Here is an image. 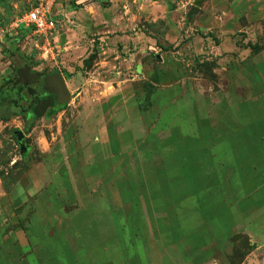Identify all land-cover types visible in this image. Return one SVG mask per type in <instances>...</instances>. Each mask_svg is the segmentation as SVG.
Returning <instances> with one entry per match:
<instances>
[{
  "label": "rangeland",
  "instance_id": "374dc122",
  "mask_svg": "<svg viewBox=\"0 0 264 264\" xmlns=\"http://www.w3.org/2000/svg\"><path fill=\"white\" fill-rule=\"evenodd\" d=\"M40 1L0 0V264L26 239L60 264H264V0H57L52 51L23 52ZM92 2L144 34L124 67ZM21 63L70 93L44 87L30 128Z\"/></svg>",
  "mask_w": 264,
  "mask_h": 264
},
{
  "label": "crops",
  "instance_id": "0c3cea01",
  "mask_svg": "<svg viewBox=\"0 0 264 264\" xmlns=\"http://www.w3.org/2000/svg\"><path fill=\"white\" fill-rule=\"evenodd\" d=\"M86 9H93L95 13L98 14L97 18H95L97 22L94 25H96L95 27H98V25L101 23L100 24L101 29L100 30L98 29V32L99 33L101 32L102 34L106 35L105 37L100 38V39H102L104 43H107V42L112 43L111 48H112L113 53H115L114 60L118 61L119 64H121V66L124 67L125 63L123 62V54L129 53V51L132 49V46L130 44L135 43L136 41L142 40V36L144 34L137 32L134 29V27L131 24L127 23L126 21L125 22L119 21L115 15L116 9L114 5L110 7H105L104 9H101L102 11H99V5L96 2H92L90 3L89 7H86ZM85 19L86 18H84L83 21H85ZM131 29L134 31H132ZM121 47H122V50L119 51ZM135 55L136 54H133L131 56L134 57ZM138 69L140 70V72H142L140 73L142 74V76L147 75L146 67H145L146 69L145 71H144V67H143V70L142 68H139V67ZM146 78L147 77H145L144 79ZM33 245H36V243L31 245V243L28 242L27 239L24 240V243L20 244V247H18L17 250H19V248H21L22 250L23 247L25 248L29 247V251L27 253L22 251V253L20 254V258H16L15 262H19V264H60L59 263L60 260L58 261L56 260V258H52L51 256H48L49 258H47L45 254L42 256V258L37 257V258H28V259L23 260V258H25L24 255L26 256L32 255L30 257H33V256L40 254L38 251L41 247L33 246ZM74 250H77V249L74 248ZM75 259L76 261L72 263L69 262L68 264H80L81 260L79 258H75ZM8 260L12 261L11 258H7V261Z\"/></svg>",
  "mask_w": 264,
  "mask_h": 264
},
{
  "label": "built area",
  "instance_id": "2783aa9c",
  "mask_svg": "<svg viewBox=\"0 0 264 264\" xmlns=\"http://www.w3.org/2000/svg\"><path fill=\"white\" fill-rule=\"evenodd\" d=\"M57 0H41L39 4L33 6L20 20L17 28H22L26 32L17 39V45L21 51L26 52L29 48H41L48 52L51 50V40L57 32L58 20L54 14Z\"/></svg>",
  "mask_w": 264,
  "mask_h": 264
},
{
  "label": "flooded vegetation",
  "instance_id": "af4514ba",
  "mask_svg": "<svg viewBox=\"0 0 264 264\" xmlns=\"http://www.w3.org/2000/svg\"><path fill=\"white\" fill-rule=\"evenodd\" d=\"M15 61H17L16 58ZM13 73H15L13 82L14 79L17 78H18L16 80L17 82L24 80L23 82H25L26 87L23 86V91L19 95L18 100L15 101L13 107L12 106L9 107L11 109L16 108V110H19L20 112L26 114L27 119L32 118L33 113L30 110L25 109V105L32 104L36 98H40L43 94H46L44 92L46 77L53 76L59 73H53L51 75H43L38 73L36 74V72L33 69H31L29 65L23 63H21L18 67H14ZM20 84L22 85V83ZM11 109L8 108L4 111L6 118L10 117Z\"/></svg>",
  "mask_w": 264,
  "mask_h": 264
},
{
  "label": "water",
  "instance_id": "95a60500",
  "mask_svg": "<svg viewBox=\"0 0 264 264\" xmlns=\"http://www.w3.org/2000/svg\"><path fill=\"white\" fill-rule=\"evenodd\" d=\"M45 91L56 94L59 97V103H63L64 101L70 99V93L62 75L60 74L46 77ZM21 137H23V134H21Z\"/></svg>",
  "mask_w": 264,
  "mask_h": 264
},
{
  "label": "trees",
  "instance_id": "16d2710c",
  "mask_svg": "<svg viewBox=\"0 0 264 264\" xmlns=\"http://www.w3.org/2000/svg\"><path fill=\"white\" fill-rule=\"evenodd\" d=\"M13 45L14 47L17 45V40L13 41ZM95 56H97V50L94 49L93 53L89 55V57L87 59H85L83 61L84 65H87V63H89V61L93 60L95 58ZM32 118L27 119L26 125L28 128H30V126L32 125Z\"/></svg>",
  "mask_w": 264,
  "mask_h": 264
}]
</instances>
